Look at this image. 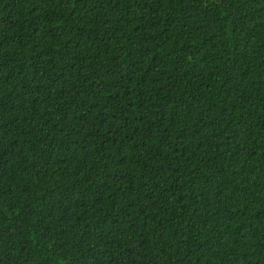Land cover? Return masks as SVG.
Returning a JSON list of instances; mask_svg holds the SVG:
<instances>
[{"label":"trees","instance_id":"trees-1","mask_svg":"<svg viewBox=\"0 0 264 264\" xmlns=\"http://www.w3.org/2000/svg\"><path fill=\"white\" fill-rule=\"evenodd\" d=\"M0 264H264V0H0Z\"/></svg>","mask_w":264,"mask_h":264}]
</instances>
